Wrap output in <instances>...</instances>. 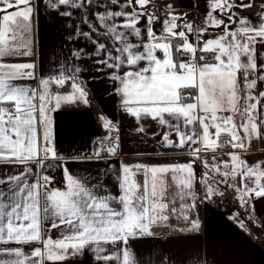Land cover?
<instances>
[{
  "label": "snow or ice",
  "instance_id": "obj_1",
  "mask_svg": "<svg viewBox=\"0 0 264 264\" xmlns=\"http://www.w3.org/2000/svg\"><path fill=\"white\" fill-rule=\"evenodd\" d=\"M49 2L58 12L59 6L79 10L95 5L97 23H88L89 31L77 34L96 45L93 52L101 57L96 62L111 70L108 78L118 84L115 93L122 110L138 125L150 118L168 129L162 146L183 149L199 160L202 152L225 146L246 152L245 141L250 147L253 138L264 139V91L253 94L258 83L264 84V3L254 22L235 11L253 7L251 0H207L206 12L190 22L186 15L178 16L171 3L162 8L153 0H101L107 4L102 13L96 0ZM33 13L32 0H0V166L22 169L0 175V264H63L85 252L95 264H142L129 241L152 236L158 220L169 219L163 214L168 205L162 202L168 173L181 189L182 200L198 195L194 185L200 181L207 186L203 199H211L218 194L215 185L237 178L242 207L264 198V161L249 164L237 151L222 165L205 161L200 181L191 163L123 166L118 197L100 178L93 183L90 176L72 173L67 164L73 161L55 146L50 113L62 102L88 103L84 87L77 83L81 69L61 66L58 75L41 77L38 91L18 83L35 80L34 63L4 62L32 55ZM163 13L167 15L162 19ZM210 29H219L216 38H206ZM98 30L113 41L112 49H105L99 34L93 39ZM68 81L70 95L53 91ZM102 120L109 133L116 130L111 120ZM137 131L145 128L140 125ZM105 140L111 141L106 147ZM100 143L93 156L117 155L118 136L109 135ZM49 159L55 165L47 163ZM53 166L62 172L63 188L52 186L54 177L48 172ZM34 167L41 171L34 174ZM140 172L145 176L143 191L134 179ZM196 206L194 199L181 205L187 213ZM183 219L190 230L199 229L198 220L188 214ZM239 226L247 231L243 219Z\"/></svg>",
  "mask_w": 264,
  "mask_h": 264
},
{
  "label": "crops",
  "instance_id": "obj_2",
  "mask_svg": "<svg viewBox=\"0 0 264 264\" xmlns=\"http://www.w3.org/2000/svg\"><path fill=\"white\" fill-rule=\"evenodd\" d=\"M248 2L249 0H243L245 4ZM32 3L34 7L32 55L11 58L4 62L34 63L35 80L18 83L22 86H34L38 91L41 77L58 75L61 66L65 70L77 67L81 69L77 83L84 87L88 103L85 104L80 100L62 102L58 110L50 113L55 146L61 155L73 161L67 164L69 170L78 176H90L93 183L100 178L109 192L117 197L121 194L118 180L123 176V166L134 167L136 164L172 166L191 163L197 174V180L200 181V176L205 171V161L202 159L204 155L218 153L223 147L215 152L211 150L202 152L201 158L196 160L183 149L162 146V136L168 129L150 118L142 119L140 122L145 131L143 133L137 131L140 125L134 117L122 110L120 97L115 93L118 84L108 78L111 70L96 62L101 58L93 52L96 45L77 34L88 32V23H97L93 19L96 15L95 5L85 4L79 10L59 6L58 12L50 6L49 0H32ZM153 3L162 8L166 3H171L176 9V14L181 17L186 15L190 22L196 21L207 10V0H153ZM251 3L253 7L250 9L237 8L235 11L255 22L264 0H251ZM96 4L100 5L101 13L105 11L107 4L102 3L101 0H96ZM64 11L70 12V15L59 14ZM166 15L167 13H163L161 18ZM231 27L234 29L237 25L232 24ZM155 30L159 32L160 26L158 25ZM218 32L219 29H210L206 33V38L214 39ZM97 34L99 41L104 43L105 49L114 47L113 41L105 37L102 30L93 33V39ZM76 52L81 54L79 59L74 55ZM65 74L71 73L66 71ZM252 78L253 76L249 74V79ZM239 83L243 95L242 72L239 74ZM70 84L71 81H68L63 89L53 87V91L70 95ZM261 91H264V84L258 83L253 94L259 95ZM223 115L227 116L229 113ZM102 117L111 120L116 130L109 133L103 127ZM236 120L239 123V115ZM109 135L113 139L119 137L120 148L117 155L101 152L98 158L93 156L94 150L102 146L101 140ZM171 138L176 139L174 133ZM105 143L111 141L105 140ZM245 143L248 149L246 152L231 148L228 153L217 155L215 163L222 165L225 161L230 162L229 153L233 151H237L252 165L264 161V139L253 138L250 147L247 141ZM76 157H91V159L76 160ZM48 162L55 161L49 159ZM13 169L22 170L20 166L4 164L0 166V175L11 174ZM40 171L41 169L37 167L33 169L34 174ZM48 174L54 179L58 175L63 178L61 170L59 172L53 170ZM134 179L141 185L143 191L145 180L143 172L137 173ZM164 181L162 202L167 203L168 207L163 214L169 219L158 220L151 228L152 236L129 241L133 251L141 258L142 264L149 262L150 264H264V198L253 199L242 207L236 190L239 186V178H237V180L229 179L227 184L215 185L218 194L211 199H203L207 186L200 181L194 185L198 195L195 198L182 200L181 189L172 179L171 173L165 174ZM160 190L158 186V191ZM193 199L197 206L187 213L181 205L190 204ZM116 207L121 206L116 205ZM185 214L190 215L193 220H198V230H190V223L183 219ZM241 219L244 220L247 231L239 226ZM52 236L53 238L57 236L56 230H53ZM63 264H95V262L91 254L85 252L83 255L66 260Z\"/></svg>",
  "mask_w": 264,
  "mask_h": 264
},
{
  "label": "built area",
  "instance_id": "obj_3",
  "mask_svg": "<svg viewBox=\"0 0 264 264\" xmlns=\"http://www.w3.org/2000/svg\"><path fill=\"white\" fill-rule=\"evenodd\" d=\"M104 147L107 146V143H104L103 145ZM231 150L230 146H225L223 147V149L221 151H219L218 153H215L213 155H204L205 157H203L202 159H204V161H207L209 164L213 163L215 161V158L217 155L219 154H223V153H228ZM52 186H56V187H63V178L58 175L55 179H54V183Z\"/></svg>",
  "mask_w": 264,
  "mask_h": 264
},
{
  "label": "trees",
  "instance_id": "obj_4",
  "mask_svg": "<svg viewBox=\"0 0 264 264\" xmlns=\"http://www.w3.org/2000/svg\"><path fill=\"white\" fill-rule=\"evenodd\" d=\"M47 163L52 164V165H55L56 162H47ZM53 170L56 171V172H59V171H60V169H59L58 167L53 166V167L49 170L48 173H52Z\"/></svg>",
  "mask_w": 264,
  "mask_h": 264
},
{
  "label": "bare ground",
  "instance_id": "obj_5",
  "mask_svg": "<svg viewBox=\"0 0 264 264\" xmlns=\"http://www.w3.org/2000/svg\"><path fill=\"white\" fill-rule=\"evenodd\" d=\"M217 159V158H216ZM214 163H215V161H214ZM213 164V163H212Z\"/></svg>",
  "mask_w": 264,
  "mask_h": 264
}]
</instances>
